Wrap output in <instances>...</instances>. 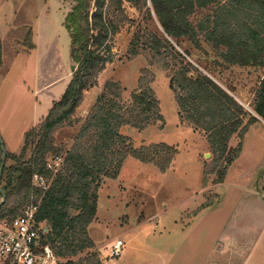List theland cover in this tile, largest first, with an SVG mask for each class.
<instances>
[{"label": "rangeland", "instance_id": "obj_1", "mask_svg": "<svg viewBox=\"0 0 264 264\" xmlns=\"http://www.w3.org/2000/svg\"><path fill=\"white\" fill-rule=\"evenodd\" d=\"M71 5L72 0H0L1 150L18 153L25 132L47 115L71 80L70 34L65 26ZM124 8L127 19L113 37L112 62L100 73L98 84L85 92L75 118L87 115L109 79L121 84L123 99L130 103L142 71L149 69L163 120L143 130L123 126L121 132L136 148L166 142L176 148V155L165 172L153 162L128 156L116 178H104L97 214L88 227L95 247L73 259L80 262L95 252L104 264H223L226 257L219 241L245 228L247 238L239 240L250 249L261 235L255 252L264 260V223L237 216L251 194L242 182L244 173L251 169L260 176L264 173V120L247 132L240 156L229 166L225 183L217 186L207 133L180 117L169 72L157 62L151 64L148 51L136 56L129 51L135 33L164 31L153 10L150 16L127 2ZM210 13L200 9L191 19L197 24ZM180 41L178 46L171 40L181 52H190L189 61L230 89L248 112L253 110L264 68L225 63L202 37L201 48L188 39ZM78 128V124L59 128L57 144L70 146ZM238 142L234 136L230 146ZM205 203L210 206L202 208ZM116 238L124 245L121 256L112 257L107 245ZM65 261L58 258L54 264Z\"/></svg>", "mask_w": 264, "mask_h": 264}, {"label": "trees", "instance_id": "obj_2", "mask_svg": "<svg viewBox=\"0 0 264 264\" xmlns=\"http://www.w3.org/2000/svg\"><path fill=\"white\" fill-rule=\"evenodd\" d=\"M125 2L150 16L153 10L164 31L165 35L135 33L129 51L134 56L148 51L151 64L157 62L169 72L180 117L207 133L215 183L224 181L229 166L240 156L250 124L258 121L230 89L189 61L190 52H181L171 40L180 46V40L188 39L201 48L202 37L225 63L264 68V0H72L65 18L75 65L71 80L47 115L25 132L20 151H6L0 179L6 195L0 218H14L25 206L38 203L41 244L49 245L57 258L66 259L61 264H104L95 252L80 262L73 259L95 247L88 227L97 214L104 178H116L128 156L153 162L165 172L176 155V148L166 142L136 148L131 137L121 132L123 126L143 130L163 120L149 69L142 71L130 103L123 99L121 84L109 79L87 115L75 118L85 92L98 84L100 73L112 62L113 37L127 19ZM200 9L211 13L194 24L191 18ZM253 110L264 119V78ZM74 124L79 128L72 144H57V130ZM234 136L239 137L236 147L230 146ZM54 158L61 159L60 165L48 167ZM35 174L51 180L47 190L33 183Z\"/></svg>", "mask_w": 264, "mask_h": 264}, {"label": "built area", "instance_id": "obj_3", "mask_svg": "<svg viewBox=\"0 0 264 264\" xmlns=\"http://www.w3.org/2000/svg\"><path fill=\"white\" fill-rule=\"evenodd\" d=\"M60 162V158L51 159L48 167H58ZM33 183L47 190L51 180L35 174ZM37 210L38 203H31L14 218H0V264H54L58 260L49 245L41 244L42 224L36 221ZM123 245V239L116 238L107 245V251L112 257H119Z\"/></svg>", "mask_w": 264, "mask_h": 264}, {"label": "crops", "instance_id": "obj_4", "mask_svg": "<svg viewBox=\"0 0 264 264\" xmlns=\"http://www.w3.org/2000/svg\"><path fill=\"white\" fill-rule=\"evenodd\" d=\"M223 87L226 90H228L225 86H223ZM231 94L234 95L232 92H231ZM249 113L256 116L258 118V120L261 118L258 115H256L254 110L250 111ZM246 119L248 120V118L244 119L245 122L247 121ZM257 123H258V121L250 124L248 131L251 129V127H253ZM247 132H246V134H247ZM245 135H244V137H245ZM244 137H243V139H244ZM243 139H242V147H243ZM262 160L263 159H261L260 163H262ZM231 166H230V169H231ZM230 169L227 171V174H226L224 181L221 183H218L217 186L225 183V180L228 177ZM259 174L260 173H258V172L256 173L255 170L253 171L252 169L249 171V173H244V178H243L242 182H245L249 186L248 192H250L251 194H248V198L244 199L243 204H241L243 206V208L240 211V214L237 215L238 219L239 218L244 219L245 215H246L248 218H250V217L255 218L258 221L260 220V222L264 223V173L261 176ZM237 216H235V217H237ZM262 227L264 228V224L262 225ZM240 231L241 232L235 231V233H232L229 236H227L226 239H224V240L222 239L221 241H219L220 246H221V247H219L220 253L223 256V258L226 257V259H223V261H222V262H224L223 264H233L234 261L237 262V264H264L263 258L261 256H259L260 254L255 252L256 247H258V246H256L257 241L261 235L258 237V239H256L255 242L252 243L253 245L250 244L251 245L250 249H247L246 246L244 247L242 245L245 242L241 243V241L239 240L241 238H247L245 236V235H247L245 232L246 230H245V228H240ZM244 245H246V244H244Z\"/></svg>", "mask_w": 264, "mask_h": 264}, {"label": "water", "instance_id": "obj_5", "mask_svg": "<svg viewBox=\"0 0 264 264\" xmlns=\"http://www.w3.org/2000/svg\"><path fill=\"white\" fill-rule=\"evenodd\" d=\"M74 69H75V65L72 64L71 65V71H73ZM206 155L209 156L210 154L207 153ZM5 160H6V151H5L4 147H2V163H1V167H0V179H1L2 171H3L4 165H5ZM0 193L2 195V198L0 200V207H1L6 200V195L1 188V185H0Z\"/></svg>", "mask_w": 264, "mask_h": 264}]
</instances>
